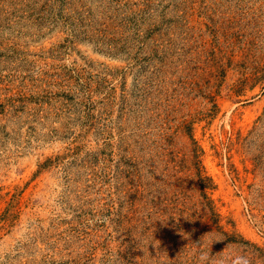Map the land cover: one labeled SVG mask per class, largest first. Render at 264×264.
Here are the masks:
<instances>
[{
    "label": "rangeland",
    "instance_id": "rangeland-1",
    "mask_svg": "<svg viewBox=\"0 0 264 264\" xmlns=\"http://www.w3.org/2000/svg\"><path fill=\"white\" fill-rule=\"evenodd\" d=\"M264 264V0H0V264Z\"/></svg>",
    "mask_w": 264,
    "mask_h": 264
},
{
    "label": "clouds",
    "instance_id": "clouds-1",
    "mask_svg": "<svg viewBox=\"0 0 264 264\" xmlns=\"http://www.w3.org/2000/svg\"><path fill=\"white\" fill-rule=\"evenodd\" d=\"M240 264H249V261L246 258H240Z\"/></svg>",
    "mask_w": 264,
    "mask_h": 264
}]
</instances>
